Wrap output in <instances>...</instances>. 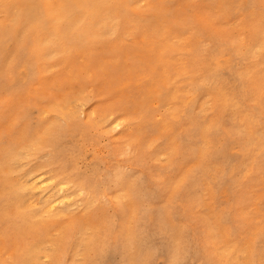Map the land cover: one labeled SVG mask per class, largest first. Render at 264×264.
<instances>
[{
  "label": "rangeland",
  "instance_id": "rangeland-1",
  "mask_svg": "<svg viewBox=\"0 0 264 264\" xmlns=\"http://www.w3.org/2000/svg\"><path fill=\"white\" fill-rule=\"evenodd\" d=\"M257 1L255 8L249 10L240 8L241 0H154L156 9L146 8V3H142L139 11L147 17L163 13L160 25L123 24L120 39L115 38L116 33L110 41L91 45L95 47L90 46L91 52L86 47L75 49L68 62L56 60L54 69L24 88H12L10 74L3 79L4 85L0 87V264H15L27 248L39 249L41 242L47 249L57 246L59 253L57 258L38 253L37 264H264V152L258 155L256 148V156L245 161L239 149L240 139L262 136L264 128L249 131L237 116H229L225 122L234 123L242 133L228 137L219 129L209 136L211 132L208 135L206 126L219 122L221 112L209 111L212 103L208 96L196 105L198 119L204 127L198 129L183 123L186 128H182L179 118L173 117L163 103L142 104L141 96L148 88V80L141 83L139 79L145 75L157 76L150 63L152 57L142 50L151 42L157 47L163 35L172 42L175 40L179 52L181 47H186L171 56L173 70L182 63H189L195 69L194 63L188 61L193 49L181 39L196 31L202 33L199 21L209 22L219 33L233 34L239 39L248 34L247 26L253 21L264 28V0ZM138 14L131 8L127 15L134 21ZM201 36L205 37L204 33ZM187 90L184 91L187 95H182L184 99L192 97ZM77 97L87 100L85 105H73L81 120L93 110L100 114L111 112L108 123L121 118L122 126L109 125L102 130L93 127L83 139L76 128L69 130L62 122L61 128H54L55 143L43 150L31 148L25 133L30 135L32 129L47 125L53 119L52 113L46 112L52 104L59 109L65 101L74 102ZM202 103L207 113L199 109ZM144 106L150 115L146 125L139 117ZM171 106L175 113L183 111L178 103ZM127 143L134 147L132 158L122 154ZM16 144L30 153L23 156L16 174L10 175L5 172V151L8 145ZM176 149L184 152V157L176 155ZM78 151L82 158L77 161L76 169L72 168V157ZM95 155L98 160L93 159ZM32 168L37 176L35 173L28 176L26 184L33 209L29 203L27 206L33 215L18 231L15 227L20 216L13 209L9 215L2 213L3 198L9 191L8 179L16 181L21 173ZM115 169L123 178L121 182L128 192L124 194H129L122 203L108 197L118 189L110 188L104 193L100 187ZM34 178L43 182L41 188H30ZM48 191H54L60 198L54 215L39 211ZM80 234L90 235V241L82 240Z\"/></svg>",
  "mask_w": 264,
  "mask_h": 264
},
{
  "label": "bare ground",
  "instance_id": "bare-ground-1",
  "mask_svg": "<svg viewBox=\"0 0 264 264\" xmlns=\"http://www.w3.org/2000/svg\"><path fill=\"white\" fill-rule=\"evenodd\" d=\"M142 3H146V8H155L154 0H0V87H3V79L9 74L12 75L11 81L13 83L12 88L14 89H21L28 86L35 78L42 79L44 75L48 74L51 69H54L57 66V61L62 60L68 62L75 49L86 47L90 50L91 45H97V43L105 42V40L110 41L116 33L115 38L119 36L118 38L120 39V31L123 24L135 23L141 26L144 25L145 27H149L154 24L160 25L162 23L160 18L163 16V13H159L157 11L158 13H152L154 17H147V15H144V12L139 11L142 10L140 7ZM256 4H258L257 0H241L240 8L242 10H249L252 7L255 8ZM170 5L173 6V4ZM131 8L132 10H135V12L139 13L137 15L138 18L134 21L130 20L127 15ZM163 18L165 19V17ZM247 18L248 17L245 19ZM199 23L200 30L204 33L205 37L201 36L202 33L196 31L192 36H189L188 34L185 39H181V41H183L182 43L190 45L193 49V52L190 55L192 58L188 61H192V63H194L196 66L195 69L192 66L189 67V63H182L177 69L173 70V67L170 66L171 56L179 54L186 47H181L178 44L181 48H183V50L180 48L181 51L179 52L176 47L177 44L175 45L174 43L175 40L172 39L174 42L170 41L166 38L167 35H163V37H161L157 47L156 45H152L151 42L148 44V47L143 48L142 51H144L148 57H152L150 63L155 69L154 72L157 76L145 77V75L144 77L139 78L141 83L148 80V88L146 91H143L144 93L141 96V99L143 100L142 104L146 105L152 103V105H159L163 103V105H166L169 108L171 111L169 113L173 117L177 116L179 118L178 123H180L182 128H186L184 126L188 123L190 126L199 129L203 128L204 125H202L198 119L196 105L201 99L208 96L211 98L212 103L211 108H208L209 111L211 112L218 109L221 112L219 115V122L209 123L206 126L208 135L209 132H211L209 136L217 133L219 129L224 132V134L228 135V137L230 135L236 136L242 133L234 126V123L230 125L225 122V119L229 116H237L239 122L249 131L255 132L257 128H264V92L262 93L264 82V28H260L255 25L253 21V23H249V25L252 24L251 26H247L248 34L239 39L233 34L219 33V29L215 30L214 26L209 22L199 21ZM138 39L139 38H137V40ZM177 59L181 61V59ZM138 73L139 72H137V74ZM32 87H34V85ZM185 89L190 90H187L192 96H189V99H184L182 97L185 93ZM75 100L76 101L74 102L65 101L66 103H64L59 109H56L54 104H52L50 110L46 112H49V114L52 113L53 119L51 121L48 120L47 125H43L37 129H32L30 135L25 133V138H27L31 148L42 149L45 148L46 145H52L55 143L54 128L55 126L61 128L64 125H62V122L66 124L69 130L76 128L83 139L88 136L89 131L93 127L102 130L103 127L109 125H115L116 128L122 126V123L119 122L121 118H116L111 124L108 123V117L112 115L111 112H103L100 114L97 111L94 112L93 110L92 113L89 112L86 114V118L84 120H81V118L77 115V112L74 111L73 105H76V103L85 105L87 100L85 97H77ZM173 103H178L182 107L183 111L175 113L171 106ZM252 103L253 106H251ZM204 105L205 104L202 103L199 109L207 113L208 110L205 109ZM144 107L145 109L142 108L139 117L140 121L146 125V123H149L150 121V115L148 114L149 112L147 111L146 106ZM183 123L185 125H183ZM59 125H61V127ZM239 144L242 145V147L239 148L241 151V158L245 159V161L247 158L252 159L256 156V148L258 155L264 152V135L260 136L259 134V137L250 135L246 139H240ZM125 147L127 148L126 150L124 149L122 154H126V156L132 158L131 155L135 152V150H133V145L127 143L125 144ZM137 150L139 151L138 148ZM79 151L72 157V168H76L77 161L82 158H79ZM175 152L176 155L184 157V152H178V149H176ZM28 153H30V150H21L17 144L16 146L8 145L4 158V162L7 166V168L5 167V172L10 175L17 172L16 167L23 160V156ZM171 154L172 153H170V155ZM172 155H174V153ZM27 156L31 157L32 155ZM97 157L98 156L95 155L93 159H96ZM118 157L120 158V156ZM241 163L242 162H240V164ZM117 170L118 169H115L112 173L110 171L111 175L105 178L100 187H103H101V190L103 192L104 189V193L110 188L111 190L118 189L112 194H107L113 201L115 200V202L117 201L122 203L123 200L128 198L127 195L129 194H124L128 192L125 190L126 187L123 186L122 183L123 178L121 179V175L117 172ZM34 171V168H32L29 171L21 173L22 175H19L16 181H10V179H8L7 190L9 191L5 193V198H3L4 204H2V213L4 215H9L10 209H13V211L20 216V219L15 227L18 231L23 222L28 223V219L33 215L27 206L29 203L30 208L33 209V203L30 202L29 193H27L29 192V187L27 188L26 183H28V181L26 178L31 174H34ZM41 184H43V182L34 178L31 180L30 188H41ZM46 197L47 198L45 199L43 206L39 208V211L41 210L42 213L54 215V210H56L58 205L61 203L59 195L56 196L54 191H48ZM3 201H1V203H3ZM61 201H63V199ZM84 238L85 241L88 242L90 241L91 236L85 234L81 235V239L84 240ZM61 240L62 239H60V241ZM43 252L48 253L47 257L53 256L54 258H57L59 249L57 246L49 249L44 248V242H41L39 249L34 246L27 248L21 254L20 258L16 260L15 264H37L39 259L38 253Z\"/></svg>",
  "mask_w": 264,
  "mask_h": 264
}]
</instances>
